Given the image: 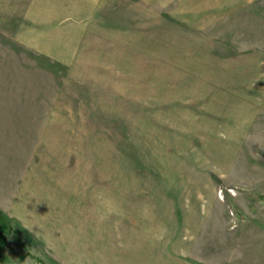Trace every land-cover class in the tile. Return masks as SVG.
<instances>
[{"label":"rangeland","instance_id":"1","mask_svg":"<svg viewBox=\"0 0 264 264\" xmlns=\"http://www.w3.org/2000/svg\"><path fill=\"white\" fill-rule=\"evenodd\" d=\"M0 264H264V0H0Z\"/></svg>","mask_w":264,"mask_h":264}]
</instances>
